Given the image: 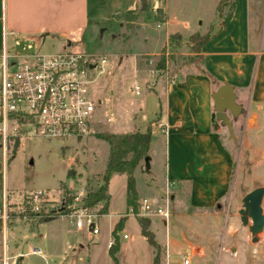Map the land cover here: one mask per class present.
Segmentation results:
<instances>
[{
	"label": "crops",
	"instance_id": "crops-1",
	"mask_svg": "<svg viewBox=\"0 0 264 264\" xmlns=\"http://www.w3.org/2000/svg\"><path fill=\"white\" fill-rule=\"evenodd\" d=\"M220 1L211 0L209 4L216 16ZM205 2L146 0L145 9L136 18L140 30L138 40L146 45L134 52L136 65L142 69L150 65L155 56L168 47L173 34L179 32L185 36L200 31L205 23L204 9L208 6ZM139 6L140 0H0V52L4 23L10 31L8 45L9 35H13L16 51L34 48L36 51V34L62 36L68 43L75 35L82 41L90 23L137 11ZM221 26L222 23L202 45L198 67H187L171 79L163 73L156 77L151 85L157 98L154 115L144 117L134 126L148 123L145 130L136 131L150 129L152 132L149 165L144 159V166L140 162L134 170H148L151 176L144 179L146 194L142 197L135 178L137 199L149 197L165 206L166 189L171 183L169 219L162 215L149 217L150 229L161 247L163 264H212L213 254H220L215 264H225L221 260L224 252H239L236 244L227 245V237H234L235 230L234 221L230 224L226 220L228 212L225 209L231 202L236 159L226 140L224 126L213 120V95L221 85L232 87L241 106V113L233 118V128L236 139L244 140L243 148L250 151L252 170L264 167V0H235L227 24ZM145 106L144 102L140 108ZM228 114L232 117L230 112ZM159 122L167 125V132L158 126ZM0 139V206L5 201L8 205H16L13 206L16 210L31 192L25 194L20 203L16 202L20 178L17 172H9L10 139L6 144L1 136ZM159 152L164 155L160 167L155 158ZM67 186L73 190L72 183ZM48 195L51 197V193ZM262 206L264 209V198ZM132 216L137 219L132 236L124 233L121 241L117 232L118 263L124 264L120 252L130 247L134 264H153L155 248L142 234L138 216ZM121 217H125L123 225L127 224L128 216ZM37 221L32 219L29 223ZM117 222L111 227L112 236ZM1 237L2 234L0 255ZM260 238L255 241L253 236L252 241H262ZM110 239L106 245L109 252L106 264L115 261L110 253ZM261 253L252 258L253 264H264V252ZM184 255L188 263L184 262Z\"/></svg>",
	"mask_w": 264,
	"mask_h": 264
},
{
	"label": "rangeland",
	"instance_id": "rangeland-1",
	"mask_svg": "<svg viewBox=\"0 0 264 264\" xmlns=\"http://www.w3.org/2000/svg\"><path fill=\"white\" fill-rule=\"evenodd\" d=\"M226 1L221 16L219 14L216 16L215 11L213 12L209 6L211 0H206L208 6L204 9L205 23L199 33L212 32L223 22L233 0ZM136 18L134 14L118 15L96 24L90 23L82 41L71 43V47L81 46L90 53L106 58L102 72L98 67L90 69L92 81L89 84V93L95 103V113L89 135L67 138L10 137L9 172L10 174L13 171L17 172L20 178L18 195L15 197L17 203L21 202L25 194L44 189L51 193L52 199L60 208L71 200V196L66 195L61 189L62 182L68 185L72 183L73 190L68 188L71 191H79L83 187L88 190L97 188L102 182L110 151L109 143L99 138L98 134L145 130L148 123L134 126L144 117L154 115L157 98L151 85H154L156 77L163 73L171 79L187 67H198L200 51L197 42L192 39L191 34L182 36L179 32L177 33L180 37L177 35L173 40L170 39L168 47L155 56L150 65L146 64L144 69L137 66L134 52L146 45L138 40L140 30L136 26ZM36 36L38 39L36 51L40 53H54L68 44L67 38L51 33L45 36L36 34ZM8 46L10 52L15 51L13 35H9ZM34 50L35 48L27 49L23 52L32 53ZM18 61L25 62L29 59L18 58ZM160 63H163V68L159 66ZM135 84L139 85L138 94L134 90ZM144 102L146 106L141 109ZM153 128L155 129V126ZM224 130L226 140L233 148L236 159L231 202L225 205L228 212L226 220L230 224L234 221L235 236L227 237L229 238L227 245L236 244L239 252H224L221 260L225 261V264H253L252 258L264 252V246L261 247L264 243V230L257 234L262 241L253 242V235L249 230V224L252 222L243 223L239 210L242 208V198L246 193L258 186H264V167L261 170H252L250 151L243 148L245 141L230 137L225 126ZM155 158L159 167L163 166V163H160L164 161V155L159 152ZM141 163L144 166V159ZM134 176L142 197L146 194L143 187L144 179L151 177L150 172L137 170ZM126 179V174L111 173L108 186L110 194L108 211L97 214L99 232L91 237H88L86 231H78L67 215H60L43 222H41L43 218L37 219L35 224L29 223L31 222L29 219L25 221L20 217L8 219L7 244L8 253L12 256L9 264H106V258L109 259L106 245L112 236L113 224L121 215L128 216L129 221L118 231L121 241L124 233L132 236L133 228L137 227L136 217L128 213ZM28 196L23 201L26 206L30 203ZM104 203L105 201L102 200L99 204L90 206V210L99 213ZM0 223V234H3L1 218ZM3 246L1 237V264H3ZM34 246L41 248V255L30 252ZM19 251L23 252V255H19ZM120 254L124 264H134L133 250L130 247L123 249ZM219 256L220 254H213L212 264H215V259Z\"/></svg>",
	"mask_w": 264,
	"mask_h": 264
},
{
	"label": "built area",
	"instance_id": "built-area-1",
	"mask_svg": "<svg viewBox=\"0 0 264 264\" xmlns=\"http://www.w3.org/2000/svg\"><path fill=\"white\" fill-rule=\"evenodd\" d=\"M9 32L4 23L0 52V136L5 144L10 137L19 136L67 138L89 135L95 113V103L89 93V84L92 81L90 69L98 67L102 72L106 58L90 53L84 48L71 47L73 42L80 43L75 35L70 37L69 46L54 53H25L16 50L10 52ZM18 58H26L29 61L19 62ZM134 90L138 94L139 85L135 84ZM158 126L167 132L166 124L159 122ZM170 185L171 183H168L166 189L165 206L158 205L152 198L143 197L138 200V211L130 205L128 213L147 217L162 215L169 219ZM67 194L71 196V200L59 208L47 192L35 190L28 196V207L24 205L17 210L22 213L19 217L31 221L67 215L78 231H86L91 236L97 234L98 212H92L90 206L83 203L87 189L83 187L79 191L69 190ZM10 210L4 201L0 206V218L3 223V264H9L12 257L8 253L7 244ZM114 241V238L110 239V247ZM30 252L42 254L38 246L32 247ZM184 262H189L186 255Z\"/></svg>",
	"mask_w": 264,
	"mask_h": 264
},
{
	"label": "trees",
	"instance_id": "trees-1",
	"mask_svg": "<svg viewBox=\"0 0 264 264\" xmlns=\"http://www.w3.org/2000/svg\"><path fill=\"white\" fill-rule=\"evenodd\" d=\"M235 0L229 6L228 14L222 22L221 28L227 24L229 17L232 13ZM227 4L226 0H221L218 5V14L221 16L223 12V7ZM146 7V0H140V6L137 11H128L124 15L134 14L136 17L140 15L143 9ZM180 37L179 33H175L171 36L173 40L176 36ZM212 36V32L199 33L195 32L191 34L192 39L197 42L199 51H201L202 45ZM195 38V39H194ZM163 63H160L159 66L162 67ZM98 137L106 140L109 143L110 151L106 169L103 174L102 182L100 185L92 190L87 189V194L83 197V203L88 206H95L99 204L100 201H105L104 205L99 209V213H106L108 210V203L110 199V194L108 192L109 179L112 172L123 173L127 175V204L128 207L132 205L136 211H138V199L135 185V176L134 170L140 164L142 159H145L148 156L152 132L150 129L146 131H135V132H104L98 134ZM70 175V173H69ZM61 189L65 191V194L69 192L68 186L65 182H62ZM25 204H21L20 208ZM13 206L9 204L8 207L10 210V218L19 217L22 213L13 209ZM14 212L15 215H14ZM13 215V216H12ZM138 216V221L141 226L142 234L147 238L149 243L155 248V256L153 264H163L161 260L162 251L161 247L155 239L153 231L150 229V219L147 216ZM55 217H46L44 220H51ZM125 217H121L120 220L115 224L113 229L114 243L110 247V253L114 258V264H119L117 260V251L119 250L118 236L117 232L121 229L123 225V220ZM1 225V223H0Z\"/></svg>",
	"mask_w": 264,
	"mask_h": 264
},
{
	"label": "water",
	"instance_id": "water-1",
	"mask_svg": "<svg viewBox=\"0 0 264 264\" xmlns=\"http://www.w3.org/2000/svg\"><path fill=\"white\" fill-rule=\"evenodd\" d=\"M214 113L213 120L220 121L233 139H236L233 118L241 113V106L236 101V95L229 84L221 85L213 95ZM231 113L232 117L228 114ZM147 166L149 165V156L145 157ZM264 198V187L258 186L242 198V208L239 210L240 219L243 223L249 224V230L256 241L257 234L264 229V209L262 206Z\"/></svg>",
	"mask_w": 264,
	"mask_h": 264
},
{
	"label": "bare ground",
	"instance_id": "bare-ground-1",
	"mask_svg": "<svg viewBox=\"0 0 264 264\" xmlns=\"http://www.w3.org/2000/svg\"><path fill=\"white\" fill-rule=\"evenodd\" d=\"M78 37V36H77Z\"/></svg>",
	"mask_w": 264,
	"mask_h": 264
}]
</instances>
